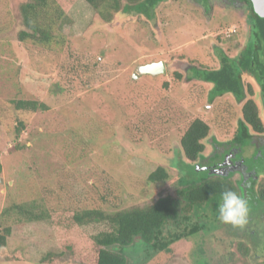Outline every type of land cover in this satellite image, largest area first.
<instances>
[{
  "label": "rangeland",
  "instance_id": "obj_1",
  "mask_svg": "<svg viewBox=\"0 0 264 264\" xmlns=\"http://www.w3.org/2000/svg\"><path fill=\"white\" fill-rule=\"evenodd\" d=\"M25 1L0 0V214L30 200L53 209L145 206L175 196L182 183L206 178L202 168L178 155L179 133L196 117L210 124L236 120L239 108L226 97L210 102L211 85L178 82L174 75L183 76L190 67L218 69L217 48L228 57L243 49L248 27L241 1L162 0L148 11L133 7L105 23L76 0L57 24L65 44L50 50L17 39ZM157 62L164 63V74H138L141 66ZM243 79L257 93L253 81ZM20 99L48 109L17 111L11 102ZM17 122L25 124L18 136ZM157 167L170 179L149 184L147 177ZM192 217L188 225L201 215ZM103 230L102 225L57 230L45 222L15 224L0 249V264H92L83 249L79 255L92 263L77 261L64 246ZM138 242L126 250L127 264L263 260L252 259L249 243L215 228L203 227L158 254ZM245 248L247 255L241 256Z\"/></svg>",
  "mask_w": 264,
  "mask_h": 264
},
{
  "label": "trees",
  "instance_id": "obj_2",
  "mask_svg": "<svg viewBox=\"0 0 264 264\" xmlns=\"http://www.w3.org/2000/svg\"><path fill=\"white\" fill-rule=\"evenodd\" d=\"M75 1L26 0L19 8L23 27L17 33L19 42L28 40L44 50L64 45L66 38L57 30V24ZM83 1L103 22L110 23L119 12H126L133 7L148 11L162 0ZM245 1L252 17L249 21V39L239 53L238 60H230L219 51L218 69H192L188 73L187 81L191 82L195 78L199 83L211 84L212 88L208 94L210 102L232 95L237 102L242 103L241 124L245 127L250 126L256 133H262L263 126L258 105L253 99L244 100V90L252 95V87L249 84L243 85L241 76L245 72L256 80L262 89L264 104V18L257 17L252 11L251 2ZM174 79L179 82L181 75L175 73ZM11 104L17 111L30 113L45 112L48 109L43 103L30 99L14 100ZM16 126V136H18L25 124L17 122ZM142 129L147 130L144 126ZM127 130L134 132L131 127H127ZM210 131L208 122L203 119L199 117L189 119L178 137L180 158H184L190 165L195 163L205 150L204 140ZM146 137H149V134ZM205 177L201 181L191 183H182L181 180L182 186L176 190L175 196H162L149 205L111 211L99 208L53 209L36 200L12 204L0 214V249L5 247L7 239L10 238L13 225L45 222L57 230L88 225L105 227L103 231L82 237L78 241L72 240L70 244L64 246L70 253L73 252V257L77 261H89L85 255H79L78 248H81L90 254L91 259L93 258V263L89 261L92 264H127L126 250L134 246L135 241H139V246L146 252L152 251L154 254L168 252L176 242L198 233L203 227L206 229L203 221L188 225L194 218L192 215H199L201 209L209 202L217 201L222 191H235L233 185L226 182V179L212 177L208 173ZM169 179L170 173L163 167H157L148 175L147 182L158 184L165 183ZM170 225H173L174 229H171ZM247 252L245 248L241 256H246ZM50 254L46 255L42 263L49 259ZM257 264H264V260Z\"/></svg>",
  "mask_w": 264,
  "mask_h": 264
},
{
  "label": "flooded vegetation",
  "instance_id": "obj_3",
  "mask_svg": "<svg viewBox=\"0 0 264 264\" xmlns=\"http://www.w3.org/2000/svg\"><path fill=\"white\" fill-rule=\"evenodd\" d=\"M239 1L242 2V9L245 13L244 15L246 17L249 35V21H251L252 17L250 8L245 0ZM228 33L232 35L233 33H236V30L229 29ZM248 39L249 36L247 41ZM215 51L216 58L218 59V63L220 65L218 52L220 51L221 54L225 56L227 55L223 53L221 48H217ZM241 51H239V53ZM239 53L235 57L227 56V58L230 60H238ZM192 69L198 68H187L184 71L183 76L180 74V81H184L186 84L187 82L190 83L187 81V77L188 73ZM244 76H247L253 81L255 87H257V93H255V89L251 82L244 81ZM241 80L243 85L249 84L253 90L252 95L244 90V100L246 101L248 99H253L257 104L255 98L258 99V106L260 108V111H258L260 121L263 126V132L256 133V131L252 130L250 126L245 127L241 124L240 111L242 103L237 102L232 95H227L225 97L233 99V101H235L236 105L238 106L239 116L236 118V120L222 121L223 119H218L217 121H214V123H208L211 131L208 137L204 140L205 150L194 164L195 166L199 165V167L203 168V171L206 173H212V177L226 179V182H230L238 194L248 200L250 209L249 221L243 229H234L230 225L221 223L218 220L217 211V205L220 203V198L217 201L212 200L207 206L201 209V213H199L201 217H199L198 221L205 222L206 229H219L223 232L225 231L231 238L233 237L237 240H243L249 243V245L252 246V248H250L254 252L252 259L256 260L263 258L264 260V104L262 100V89L256 80L245 72L242 73ZM191 82L199 81L193 78V81ZM219 116L224 117L225 115L222 114ZM223 122L225 126H221ZM208 146L210 150L206 149ZM206 152L208 153V157L205 155ZM204 208H206V211L202 213ZM256 243H258V245H256ZM260 251L261 253L259 254Z\"/></svg>",
  "mask_w": 264,
  "mask_h": 264
},
{
  "label": "clouds",
  "instance_id": "obj_4",
  "mask_svg": "<svg viewBox=\"0 0 264 264\" xmlns=\"http://www.w3.org/2000/svg\"><path fill=\"white\" fill-rule=\"evenodd\" d=\"M218 220L234 229H243L249 221V203L236 191L224 190L217 205Z\"/></svg>",
  "mask_w": 264,
  "mask_h": 264
},
{
  "label": "water",
  "instance_id": "obj_5",
  "mask_svg": "<svg viewBox=\"0 0 264 264\" xmlns=\"http://www.w3.org/2000/svg\"><path fill=\"white\" fill-rule=\"evenodd\" d=\"M249 1L251 2L253 13L259 18H264V0H249ZM164 73H165V66L163 62L151 63L145 66H141L138 69V74L140 75L156 76ZM138 74H136V76H138ZM198 167L199 165H196L195 169H197ZM211 174L212 173L208 172V175Z\"/></svg>",
  "mask_w": 264,
  "mask_h": 264
}]
</instances>
